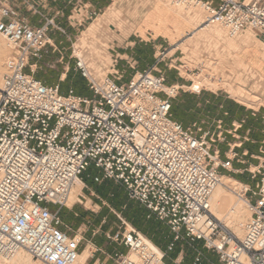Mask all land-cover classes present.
<instances>
[{
    "label": "built area",
    "instance_id": "2783aa9c",
    "mask_svg": "<svg viewBox=\"0 0 264 264\" xmlns=\"http://www.w3.org/2000/svg\"><path fill=\"white\" fill-rule=\"evenodd\" d=\"M46 1L19 0L43 19L35 24L9 0H0V35L12 48L0 85V256L23 250L43 264H72L81 237L61 229L59 209L92 165L99 173L94 181L119 184L128 199L147 210L146 218L164 223L170 234L161 249L127 224L114 237L105 233L126 248L125 253H113L115 264H137L132 255L140 264H167L166 251L184 237L200 241L215 255L216 262L210 264H264V156H257V165L249 170L254 186L242 184L250 215L241 238L235 239L210 206L221 171L248 153L236 151L242 144L235 142L243 121H232L226 128L222 118L211 124L205 118L188 124L174 118V99L189 86L167 82L165 72L157 68L159 59L122 81L121 75L94 77L75 55L73 68L85 78L90 95L72 88L64 92L59 82L36 77L42 50L52 45L50 28L61 30L40 11ZM76 2L69 17L86 9L82 0ZM170 2L201 7L206 13L202 23L218 24L229 36L252 29L264 40V0ZM171 67L185 78L176 65ZM201 72L198 69L196 76ZM203 75L215 79L212 72ZM220 142L225 150L218 147ZM259 152L264 154V140ZM201 260L202 253L196 251L186 264Z\"/></svg>",
    "mask_w": 264,
    "mask_h": 264
},
{
    "label": "rangeland",
    "instance_id": "374dc122",
    "mask_svg": "<svg viewBox=\"0 0 264 264\" xmlns=\"http://www.w3.org/2000/svg\"><path fill=\"white\" fill-rule=\"evenodd\" d=\"M170 5L175 6L171 3ZM185 8H190L192 11L198 10L200 18L193 24L182 23L176 28L169 21L163 22L161 28L156 27V23L150 18L155 9V0H108L104 7L95 10V15L89 16L86 11H82L81 14L74 12L72 17L60 18V26H58L61 30L51 27L50 35L52 34L56 40H62L60 45L57 42L56 45L64 57L61 62L56 61L57 54H51L47 47V52L41 58L35 75L45 82H59L64 92L72 88L78 94L90 95L91 92L87 88L85 78L73 68L75 55L86 61L92 75L98 79L104 78L106 74L121 75V80L125 81L137 70L150 67L155 59H159L157 68L168 75L167 82L170 83L177 81V70L173 67L169 68L170 64H174L179 68L181 75L188 79L185 83L189 88L184 92L180 91L174 99L173 117L184 124L190 123L197 116L208 120V124H211L213 119L222 118L223 123H227L224 125L226 128L230 127L233 120L243 118L245 123L239 134L243 136L248 130L249 140L240 137L236 142L242 140V148L247 147L254 151L253 154L264 156L258 151L259 141L264 138V120L261 118L264 114V103L258 106L259 109L256 108L258 111L255 112V115H251L250 112L255 108L248 107L228 92V88L231 86L237 93L243 92L241 94L243 99L261 98L260 100H264V58L259 57L264 51V40L251 29L255 37L260 40L254 42L252 50H244L239 53L231 50V53L226 51L221 55L224 57L223 60H214L216 62L212 64L214 43L205 41L201 29L202 26H205L202 21L206 13L198 6ZM22 12L30 11L22 9ZM167 15L168 20H171L172 12ZM49 18L53 19V17ZM53 22H57V19L54 18ZM90 25L91 27L88 29ZM217 26L219 25L211 24L206 29L218 28ZM94 27H96L95 30H93ZM165 31H169L170 34ZM80 39H84L85 43L78 49L76 43ZM5 47L8 56H10L9 63L12 48L9 45ZM181 63L186 65L185 68L181 67ZM8 65H3V63L1 65L0 85L3 75L8 71ZM212 66H215L216 69L213 70ZM186 68L188 71H182ZM198 69H202V72L197 77ZM206 72L215 74V79L211 81L214 80V85H216L207 86L201 82L198 93L199 88H196L195 85L198 81L205 79L203 74ZM63 73L65 74L63 80H59ZM218 79H220L219 82ZM224 111H227L228 114H223ZM230 141L233 143V140ZM223 144L224 142H220L218 147L220 148ZM242 148L240 149L242 150ZM254 160L256 162H253ZM250 162L257 164L258 158L248 157L247 167ZM250 169H254V167L251 166ZM97 172V169L92 165L85 171L83 179L88 183L81 181L80 186H83L82 183L85 185L80 192L81 196H79L82 202L76 204L80 211V216L76 220L77 225L83 222L84 232L88 236L92 230H98L96 238L101 247H98L99 249L95 253L105 256L103 253H106L110 248L109 242L118 245L114 240L108 242L104 232L108 231L114 237L126 224L133 227L138 226L139 230L151 242L155 245L158 244L157 246L161 249H165L170 237L168 227L156 220L150 223L144 222L141 217V207L136 201L127 198L124 189L119 184L105 180L98 184H91V180ZM235 186L226 189L227 194L233 198L239 196L244 198L242 185ZM70 195L68 204L76 200ZM246 211L249 212L248 207ZM223 224L233 235L229 226L225 222ZM196 251L202 253V260L199 264L216 262L215 255L205 249L200 241L191 242L186 237L177 241L172 250L166 251L164 260L167 264H186L192 261ZM21 252L24 255L27 254L23 250ZM26 256L31 262H38L28 254ZM133 257L135 258V256ZM108 259L115 264L113 256H109ZM9 261L10 259L0 256V264H8ZM85 263L91 264L90 260Z\"/></svg>",
    "mask_w": 264,
    "mask_h": 264
},
{
    "label": "bare ground",
    "instance_id": "6f19581e",
    "mask_svg": "<svg viewBox=\"0 0 264 264\" xmlns=\"http://www.w3.org/2000/svg\"><path fill=\"white\" fill-rule=\"evenodd\" d=\"M170 0H155V9L154 12H152L150 18L156 23L157 28H161V25L163 22H171L174 28L180 26L182 23H188L193 24L194 21H196L198 18H200V12L192 11L190 8H185L183 6H172L170 5ZM172 12L171 20H168V13ZM198 21V20H197ZM214 25V24H213ZM218 25V24H215ZM209 25L202 26L201 29L203 30V34L205 36V41L213 42L214 44V56L211 61V63H215L217 59L223 60L224 57L221 55L228 51V53H231V51L235 53H239L240 51L244 50H252L254 42L260 41L257 39L252 32V30H244L236 34L235 36H229L226 31L220 27L218 28H212V29H206ZM165 33L170 34L169 31H165ZM85 43L84 39H80L77 41V48H81ZM6 45H8L6 39L2 36L0 38V71L2 68V63L9 64L8 60L9 57L8 53L6 52ZM231 50V51H230ZM77 51V50H76ZM76 53V52H75ZM229 57V55H228ZM260 58H264V51L259 55ZM82 59V58H81ZM86 66L90 68L86 61L82 59ZM215 70V66H212ZM4 68V67H3ZM184 71V70H182ZM207 71V70H206ZM261 75V74H260ZM204 78V77H203ZM217 79V78H216ZM214 81V80H213ZM208 79H204L203 81H198L195 85L196 88H200L201 82H204L207 86H213L214 82ZM203 84V83H202ZM228 84V83H227ZM216 85V84H215ZM214 85V86H215ZM230 85V84H229ZM204 86V85H203ZM194 88V87H193ZM229 93L231 96H236L238 99H240V102L247 105L251 108H258V106L262 103H264V100L260 99H243L241 97V94L243 93H237L233 87H229ZM237 145L239 142H235ZM218 160V158H216ZM81 181H77L76 184L72 187V192L70 193L71 198H76V194L80 190ZM239 186L242 185L241 182L236 180L235 178L228 176V175H222L221 174V181L216 186V188L213 190L211 197H210V206L212 213L218 218L225 222L227 226L232 230L234 237L240 238L242 237L243 233V226L246 220L248 219L250 212L246 211V208L248 207V201L244 197L241 196L237 198H233L230 195L227 194L226 189L230 188L231 186ZM236 187V186H235ZM234 188V187H233ZM236 189V188H235ZM247 217V218H246ZM223 222V223H224ZM22 250L17 251L11 256H3L6 259H10L8 264H43L41 262H31L29 260V257L24 255ZM89 249L86 247L83 252L79 253L77 259L72 264H86L85 259L88 256ZM14 256V258H11ZM134 255H132L133 257ZM28 257V258H27ZM137 264H140L138 259L135 257Z\"/></svg>",
    "mask_w": 264,
    "mask_h": 264
},
{
    "label": "crops",
    "instance_id": "0c3cea01",
    "mask_svg": "<svg viewBox=\"0 0 264 264\" xmlns=\"http://www.w3.org/2000/svg\"><path fill=\"white\" fill-rule=\"evenodd\" d=\"M9 1H10L11 4H13L14 6H16L18 8V11H19L20 15L23 16L27 21H29L31 23H35V24H38V23L43 22V19L38 14H34V13H31V12L23 13L22 12V9L24 11H27V8L25 7L24 4H22L21 2H19V0H9ZM107 1L108 0H82V3H84V5H85V8H86L85 11H87V10H91V9L92 10H99L102 7L105 6V4L107 3ZM76 3H77L76 0H47L46 3L43 4V7L40 8V11L43 14H45L46 16H48V17H53V19L56 18L57 19V22H54V24L58 26L60 24V22H59L60 21V18H64L65 16L66 17H69L71 15V13L73 12V8L76 5ZM90 27H91V25L89 26L88 29H90ZM95 28L96 27H94L93 30H95ZM50 33H51V31L49 32V35H50ZM50 37L52 39V45H47L42 50L41 58L46 54V52H47L46 48L48 47L50 49L51 54H53V55L54 54H57L56 61L61 62L64 56L59 51L58 46L56 45V42H57V44L60 45L62 43V40H56L52 36V34L50 35ZM131 43H133V42H131ZM60 48L62 49L63 47H60ZM41 58L38 59L37 66H38ZM155 63H156V59L153 61V65ZM152 66H150V67H152ZM150 67H147V68H150ZM142 69H145V68H142ZM64 76H65L64 73L61 74L59 80H63ZM166 76H167V79H169L167 74H166ZM176 80L177 81H172V83L186 84L185 82L188 81V79L181 78L178 75L176 77ZM47 83L50 84V83H55V82H47ZM83 95H85V94H83ZM258 109H255V110L251 111L250 114L251 115H255V112H257ZM224 112H226L228 114L227 111H224ZM224 112H223V114H224ZM198 117L199 116H197L194 120L200 119ZM261 118L264 120V114H262ZM233 121H243L242 126L245 123V121H244L243 118L242 119H238V120H233ZM225 124L227 125V123H225ZM242 126L237 130V135L239 136V138L240 137H243V138L245 137V140H249V138L247 136L248 135V132H249L248 130L245 131V134L243 136H241L239 134V131H241ZM228 138L231 139L232 136L229 135ZM262 140H264V138L259 141V144H260V142ZM241 142L243 144V141L242 140H241ZM242 144L237 149L238 154L241 155L242 150L246 149L247 152L249 153V155H248V153H247V155H241V161H238L236 159L233 160L232 161V167H231V169H229V170H222L221 173H222V175H228V176H231V177L235 178L236 180H238L242 184H246V185H249V186L253 187L254 184H255V180L254 179H251L249 170H250V167L251 166H255L257 164H254V163L250 162L248 164V167H247L246 166V163L248 162V157L257 158V155L253 154L254 151L252 149H249L247 147H243L242 148ZM240 148H242V150ZM223 150H225V147L223 148ZM258 151H259V148H258ZM221 157H225V156L223 154H221ZM253 162H256V161L254 160ZM94 175H99V173L97 172ZM86 176L88 177V175H86ZM104 180L105 181L113 182L111 180H106V179H102L101 181H97L96 182V181H94L92 179L91 180L92 181L91 184H98V183L103 182ZM82 181L85 182V183H88V182H86L83 179V177H82ZM82 185L85 186L84 183H82ZM83 186L80 188L79 192L76 194V200L75 201H72V203H70V204L66 203V205L62 206L59 209V215H60V217L62 219V222H63V225L61 226V229H63L64 231H66L69 234H72V233H74L76 231L79 233V236L81 237V241H80V253L83 252L84 249H86V247L89 249V254L86 257L85 262H87L88 260H90L91 264H114V263H112L111 260L108 259V257L109 256H112L114 252L125 253L126 248L123 245L111 244L109 242V240H108L110 248L108 249V251L106 253H103V254H105V256L104 255H100L101 253L100 254L99 253H95V251L97 249H99L98 247H101L97 243V238H96V234H97L98 230L97 229L92 230L91 231V234H89V236H88L87 234H85L84 229H83V224L84 223L81 222L79 225H77L76 220H77V217L80 216V211H79V207L76 204H77V202H80V203L82 202V200L79 198V196H81V193L80 192H81ZM137 204L139 205V207H141V217L144 219L143 220L144 222L150 223V222L156 220L154 218H146L147 210L143 206H141L139 203H137ZM56 208H57V206L53 205V210H55ZM134 227L138 231H140L139 228H138V226L137 227L134 226ZM107 232H104V235ZM93 247H95V248H93Z\"/></svg>",
    "mask_w": 264,
    "mask_h": 264
},
{
    "label": "trees",
    "instance_id": "16d2710c",
    "mask_svg": "<svg viewBox=\"0 0 264 264\" xmlns=\"http://www.w3.org/2000/svg\"><path fill=\"white\" fill-rule=\"evenodd\" d=\"M37 77V76H36ZM172 112H173V105H172Z\"/></svg>",
    "mask_w": 264,
    "mask_h": 264
}]
</instances>
